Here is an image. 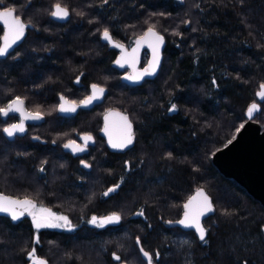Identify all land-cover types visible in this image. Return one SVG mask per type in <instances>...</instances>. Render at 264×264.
<instances>
[{
    "label": "trees",
    "instance_id": "trees-1",
    "mask_svg": "<svg viewBox=\"0 0 264 264\" xmlns=\"http://www.w3.org/2000/svg\"><path fill=\"white\" fill-rule=\"evenodd\" d=\"M55 4L68 10L66 22L49 18ZM3 7L14 8L27 31L18 59H0L2 93L10 91L9 81L24 84L30 77L33 89L40 87L32 100L47 91L48 101L62 95L80 102L97 84L106 89L102 102L80 110L71 124L77 131L65 129L57 143L79 132L97 134L102 112L113 108L132 122L133 144L110 152L102 141V154L85 156L105 171L95 184L99 191L123 178L104 199L89 195V170L70 175L69 157L60 177L49 171L48 188L37 184L40 192L32 197L65 214L74 231L33 233L28 219L1 215L0 264H32L33 250L48 264H146L144 252L154 264H264V207L211 162L234 138L252 102L259 106L253 119L263 122L264 100L255 92L264 84V0H4ZM147 28L165 40L161 64L153 78L129 86L120 80L126 70L111 66L117 51L100 34L107 29L127 46ZM146 60L144 52L140 64ZM89 118L93 130L83 124ZM6 167L0 162V189L10 193L20 171ZM198 188L213 208L202 221L204 241L175 225ZM137 211L142 214L134 216ZM114 213L120 217L114 224L91 222Z\"/></svg>",
    "mask_w": 264,
    "mask_h": 264
},
{
    "label": "water",
    "instance_id": "water-1",
    "mask_svg": "<svg viewBox=\"0 0 264 264\" xmlns=\"http://www.w3.org/2000/svg\"><path fill=\"white\" fill-rule=\"evenodd\" d=\"M55 5H53L51 12L55 11ZM61 7L65 8L63 6ZM2 10L3 9H0V11ZM14 16H16L15 12H14ZM49 18L55 22L64 23L69 19V13H68V16L64 18L53 17L50 13ZM0 27L2 28V34L0 36V47H2L4 43L3 37L6 31L5 26L2 21H0ZM151 29L153 30V32L156 33L157 36L162 37V41H157L155 37L151 35L145 37V34L148 33V30H149V28H147L142 35L134 39L133 44L129 48H127L126 46L118 42H115L112 39V36L110 33L109 35L111 37V42L109 40L104 39L103 37L104 31H102L100 34V41L102 43H107L110 47H113L114 49L118 51L115 59L111 63V66L117 69L118 71H122L125 68L129 70V73H124L120 77V80L129 86L138 85L145 78H153L156 75L160 67L161 60H162V50L165 45V40L163 36L160 33H158L155 29L153 28ZM24 35H25V30H24L23 36L18 41H16V43L13 44L11 48L8 49V52L4 56H0V59L5 58L16 46H18L22 42ZM115 45H122L123 47L121 48ZM153 47H157L158 49V63L155 64V71H152V64L154 61ZM142 49H146L148 51V58L146 60L145 67L138 68V64L140 60V52ZM117 61H121V63H117ZM129 77H132V78L130 79ZM92 85H96L98 88L103 89V92L97 93V96L99 97L98 99L93 100L90 104H84L82 102L86 101L89 96L93 95ZM261 85L262 84L259 85V89L255 92V97L257 101L259 102L264 100V97H261L258 95V93L262 91L260 87ZM105 93H106V89L103 88L102 86H99L97 84H91L89 86V94L85 98H83L78 104L69 101L62 95H59L58 96L59 105L57 108L58 114L69 117V116H74L78 109H82V110L91 109L95 105L100 104L102 102ZM15 100L16 99H13L12 101H10L6 109L3 112L14 111L15 105L13 104V101ZM253 104H256L257 108L253 111V116L249 117L247 114V110ZM61 105H64V107L75 106V111H61L60 110ZM22 110L24 112L23 115L21 116L22 121L40 122L42 120V117L40 115H39L40 117L39 119H33L30 117L36 116L37 114L27 113L24 111L23 108ZM258 110H259V106L257 102H252L251 104L248 105L244 113L246 120L242 124L243 127L239 128V131H237L234 138L230 140L231 143L228 142L226 145L217 149L212 154L211 162L215 166V168L219 171L220 174H222L224 177L231 178L232 180H234L254 200L258 201L264 207V118H263L262 125L253 119L255 113ZM124 118H127V123L131 124L132 143L122 148H114L112 147L109 140L111 139L113 143H119L128 134L127 128L125 126ZM101 119H102V123H101V127H100L98 134L100 137H102L105 140V145L110 151L122 152V151L129 149L132 146L133 126H132V122L130 121L126 113L118 109L112 108V109L107 110L105 113H103ZM86 136H90V135H80L79 139L85 144L92 145L93 144L92 137L90 136L91 139L88 141H85L83 137H86ZM70 142H74V141H68L63 146V150L68 152L70 155L79 156L86 152L87 149L84 146L77 144L76 142H74V146H79L83 148V151H74L73 147H65V145L69 144ZM198 190L203 191V193L208 197L211 203L210 197L205 192V190L203 188H198L185 200L184 204L187 203L191 197L197 196ZM0 197H6L12 200H18V201L29 200V199H17L15 197L5 195V194H0ZM200 199H201L200 197H197V201L194 202V205ZM31 203L33 206H35L33 201H31ZM33 208L34 207H31L26 211L23 209H20V211H23V215H19L18 219L16 220L12 219V215L9 212H0V215L8 217L12 222H17L18 220L28 215L33 210ZM184 211L185 209L183 207V212L181 213V216L179 217L177 221L184 219ZM212 212L206 213L204 216L201 217V225H202V221L206 217H208ZM177 221L175 222L176 226H178L182 230H192L194 234L196 235V237L200 239L199 234L196 232L194 227H185L184 225L177 223ZM116 222L109 223V224H114ZM260 230H261V233L264 239V224L261 226ZM37 260H43L45 261V264H48L47 261L43 258H38ZM117 264H124V263L119 262Z\"/></svg>",
    "mask_w": 264,
    "mask_h": 264
},
{
    "label": "flooded vegetation",
    "instance_id": "flooded-vegetation-1",
    "mask_svg": "<svg viewBox=\"0 0 264 264\" xmlns=\"http://www.w3.org/2000/svg\"><path fill=\"white\" fill-rule=\"evenodd\" d=\"M26 28L27 27L25 25V35L27 31ZM25 35H24V38H25ZM19 45L16 46L7 55V56H11V59L13 61L18 59L17 52L19 51L18 49ZM131 45L132 44L126 47L129 48ZM144 52L147 53V58H148V51L146 49H142L140 52V59ZM145 64L141 65L140 60H139L138 68L145 67ZM124 73H129V70L128 72L127 71L122 72V74ZM29 79L30 77L28 78L25 77L24 84H19L17 79L14 81H9L11 82L10 88H9L10 91L18 92V93H15L14 95H11L10 91L6 92V90H4V93H2L1 90L4 85H0V104L2 100H5V103L0 105V124H1V127H0V162H3L4 164L7 165L6 168L10 169L11 171L10 173H12L13 171H17V172L20 171L19 176L14 178L17 181L15 184H12L11 192L7 193V192L0 190V194L9 195L17 199H29L33 201L35 206L33 210L30 212V213H33L38 207H40L38 200H36L35 197L32 198L26 195L20 196L17 194L16 191L24 189V190H29L31 193L37 194V189H38L37 184H43L44 186L48 184L47 178L49 176V171L50 172L60 171V173H58L60 177V175L63 173L62 170L65 167V159H66L65 157H69L71 159L70 161L73 163V164L66 166L67 169L70 171L69 173L71 176L78 178V171L80 169L90 170V169H93L94 167L100 171L98 175L103 176L102 173L105 171L100 169V166H95L94 164H91L90 162H88L87 161L88 157H85V156L89 154L91 150H92L91 155L95 156L96 149L94 148L96 147V143L99 142L102 145V141H103V144L105 145V140L102 137H100L98 134L100 127H101V124H100L99 130L97 132L98 135L94 134L93 132H79L74 139H69L66 141V142L74 141L77 144L84 146L87 149L85 153L79 156H72L68 152L64 151L63 146L66 142L62 145H59L57 143L58 139H56V137L58 134H62V132L65 129L75 130V131L78 129L76 125H71V124L76 123L80 120V117L76 115L82 109H78L74 116L68 117V116H63V115L58 114L57 108L59 105V100L48 101L46 99L47 91H41L40 94L35 95L36 98L40 96L42 98L41 100H38V99L35 101L32 100L33 99L32 91L33 90L35 91L36 89L40 87L33 89V86ZM27 80H28V83H27ZM17 98H19V100L22 101V104H19V105L14 104L15 110L12 112H3L6 109L8 103L12 101L13 99L17 100ZM65 98L68 99L67 97ZM68 100L76 104L79 103V102L72 101L70 99ZM21 106L24 109V111L27 113L40 115L42 117V120L40 122L22 121L21 116L23 115L24 112ZM53 108H55L54 113H53ZM91 109H88L86 111H89ZM5 113L7 114L5 115ZM92 120L93 118L83 120V124H85L90 130H93V127H92L93 125L88 124V122ZM21 123H23L24 131L22 132L15 131L12 136H8L7 133L4 132L5 128H10L12 125H18ZM101 123H102V119H101ZM80 135H90L92 137L93 144L90 145V144L83 143L79 139ZM107 150L110 151L108 148ZM49 152H51V154ZM54 155H56V158ZM92 160L93 162L95 161L93 158L91 159V161ZM53 161H55V164L51 168L52 170H50L49 165L50 163H53ZM85 164H87L88 166L85 167ZM104 176L106 177V174ZM22 178H24V180L20 182L19 180ZM39 179L41 181H39ZM122 181H123V178H119L118 183L116 185L106 186L102 190H100L98 193L99 199L106 198L107 196L104 195V193L108 192L109 188H114L116 190L117 189L116 186L119 185ZM112 192H109L108 195ZM30 213L23 218H26L29 220L30 215H31ZM50 213L53 215H56L57 213L63 215L62 213L55 212L52 209H50ZM106 217L108 216L103 217V219ZM43 229L63 231V232H73L74 231L73 229L64 230V229H56V228H49V227L35 228V226L32 229V231L33 233H38V231L43 230ZM37 259L38 258H36V260ZM145 259H146V264H148V257H145ZM152 264H154L153 261H152Z\"/></svg>",
    "mask_w": 264,
    "mask_h": 264
},
{
    "label": "snow or ice",
    "instance_id": "snow-or-ice-1",
    "mask_svg": "<svg viewBox=\"0 0 264 264\" xmlns=\"http://www.w3.org/2000/svg\"><path fill=\"white\" fill-rule=\"evenodd\" d=\"M105 2H107V0H105ZM3 6H4V0H0V7H3ZM14 11L15 9L12 7H3V10L0 11V21L3 22L5 29H6L4 37H3V41H4L3 46L0 47V56H4L8 52V49L11 48V46L15 44L16 41H18L24 34L25 25L21 22L19 16H14ZM51 15L53 17L64 18L68 16V11L65 8H62L60 4H56L55 11L51 12ZM149 35L155 37L157 41H162V37L157 36L156 33L153 32L151 28H149L148 33L145 34V37ZM103 37L104 39L109 40L111 42V37L107 29L104 31ZM115 46L121 47V48L123 47L122 45H115ZM153 55H154V61L152 64V71H155V64L158 63L157 47H153ZM117 63H121V61H117ZM129 78L131 79L132 77H129ZM213 83H215V81H213ZM260 87L262 91L259 92L258 95L261 97H264V84H262ZM92 88H93V95L89 96L87 100L83 101L82 103L90 104L93 100L99 98L97 96V93L103 92V89L98 88L96 85H92ZM13 104L19 105V104H22V101H20L19 98H17V100L13 101ZM175 108H176V105L173 104L170 111L175 110ZM256 108H257V105L253 104L247 110V114L249 117L253 116V111ZM60 110L61 111H75V106L64 107V105H61ZM6 114L7 113H5V115ZM30 118L39 119L40 117L37 114L36 116H32ZM124 119H125V126L127 128L128 134L119 143H113L110 139L109 142L114 148H122L132 143L131 124L127 123V118H124ZM241 127H243V125H241ZM15 131H20V132L24 131L23 123L18 124V125H12L10 128L4 129V132H6L8 136H12ZM237 131H239V129H237ZM83 139L85 141H88L91 139V137L86 136V137H83ZM229 143H231V141H229ZM65 147H73L74 151H83V148L79 146H74V142H70L69 144H66ZM87 166L88 165L85 164V167ZM116 187H118V185ZM114 190H115L114 188H109L108 192H105L104 195L107 196L109 192H112ZM197 197H200L201 199L194 205V202L197 201ZM31 207H34V206L29 200L18 201V200H12L6 197H0V212H9L12 215L13 220L18 219L19 215H23V211H20V209H23L26 211ZM183 207L185 209L184 219L177 221V223L184 225L185 227H194L196 232L199 234L200 240L204 241L206 230L201 225V217L204 216L206 213L213 211L212 205L208 197L203 193V191L198 190L197 196L191 197L188 200V202L184 204ZM32 215H33V223L35 224L36 228H40L44 226H51L42 220H38L34 214ZM58 219H66V218L59 217ZM119 219H120L119 215L114 213L111 216L106 217L101 222V226L104 223H113V222L119 221ZM93 222H95V218H93ZM137 243H139V240L137 241ZM141 251L143 252V249H141ZM29 256L33 258L34 264H45V261L43 260H36L35 250H33V252H30ZM144 256L148 257V264H152V259L151 257H149V253L144 252ZM115 258L117 260L119 259V257H115Z\"/></svg>",
    "mask_w": 264,
    "mask_h": 264
},
{
    "label": "rangeland",
    "instance_id": "rangeland-1",
    "mask_svg": "<svg viewBox=\"0 0 264 264\" xmlns=\"http://www.w3.org/2000/svg\"><path fill=\"white\" fill-rule=\"evenodd\" d=\"M3 9V8H2ZM52 11V10H51ZM51 13V12H50ZM133 42H134V40H132V44H133ZM130 45V44H129ZM128 44H127V46H129ZM124 70H126L127 72H128V69L127 68H125ZM125 71V72H126ZM9 99H10V97H9ZM141 105V104H140ZM107 110H109V109H105L103 112H102V114L103 113H105ZM135 111V113H139L138 111H137V109H135L134 110ZM55 112V108H53V113ZM52 114V113H51ZM50 114V115H51ZM49 115V116H50ZM260 123V122H259ZM262 123L263 122H261L260 124L262 125ZM49 124H51V123H49ZM0 127H1V124H0ZM69 130V129H68ZM99 130V129H98ZM72 131H75V130H72ZM77 131V130H76ZM77 134L78 133H76V135L75 136H73V135H71L70 136V138H68L67 140H69V139H74L76 136H77ZM63 135H64V132H62V134H58L57 135V139H59V140H61L62 138H63ZM66 139L65 140H62L61 142H60V145H62V144H64L66 141H67ZM102 145L99 143V142H97L96 143V147H95V149H96V151H95V154H102L103 153V151H102ZM88 160V162H91V160L89 159V158H87ZM92 166V165H91ZM64 170H65V167L63 168V172H64ZM100 171L98 170V169H96L95 167L93 168V169H90L88 172H87V175H90V177H91V180H93V184H94V186H93V191L89 194V195H92L93 193L97 196L98 195V193H99V190L97 189L98 187H99V185L96 187L95 186V184L99 181V179H100V176L98 175V173H99ZM17 181V180H16ZM20 181V180H19ZM2 184H4L1 180H0V185H2ZM48 185H49V183H48ZM45 186H47V185H45ZM69 186H71V185H69ZM46 188H48V186L46 187ZM72 188H75L74 187V185L72 186ZM30 189V188H29ZM96 189H97V191H96ZM1 190V189H0ZM75 190H71L69 193H71V194H73L72 192H74ZM39 192V190H37V193ZM83 193H85V192H83ZM17 194L18 195H20V196H24V195H26V196H30V197H32L33 195H36V194H34V193H31L29 190H19V191H17ZM86 194V193H85ZM85 194H84V196H85ZM84 196H82L80 199L82 200V199H84L83 197ZM35 197V196H34ZM34 197H32V198H34ZM85 197H87L88 198V195L87 196H85ZM51 209V208H50ZM50 209H49V207H47V206H45V205H42V204H40V207H38L32 214H34L36 217H37V219L38 220H42V221H44V222H46L47 224H49V225H51V226H44V227H49V228H56V229H64V230H69V229H72L73 227H72V223H71V220L65 215V214H63V215H61V214H56V215H53V214H51L50 213ZM55 212H58V211H55ZM59 213H61V212H59ZM30 215V223H31V225H32V228H34V226H35V224L33 223V215ZM138 215H141V211H137V212H135L134 213V216H138ZM59 217H64V218H66V219H58ZM103 217H105V216H103ZM103 217L102 216H100V217H93V218H95V222H93L92 220H93V218H91V222L92 223H94V224H96V225H101V222H102V219H103ZM35 228H36V226H35ZM43 228V227H42ZM35 258H37L36 256H35ZM31 261H32V263H34L33 262V258L31 257Z\"/></svg>",
    "mask_w": 264,
    "mask_h": 264
}]
</instances>
